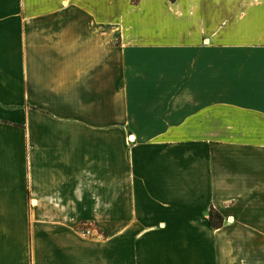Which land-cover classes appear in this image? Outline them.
<instances>
[{
  "label": "crops",
  "instance_id": "crops-1",
  "mask_svg": "<svg viewBox=\"0 0 264 264\" xmlns=\"http://www.w3.org/2000/svg\"><path fill=\"white\" fill-rule=\"evenodd\" d=\"M0 264H264V0H0Z\"/></svg>",
  "mask_w": 264,
  "mask_h": 264
},
{
  "label": "rangeland",
  "instance_id": "rangeland-1",
  "mask_svg": "<svg viewBox=\"0 0 264 264\" xmlns=\"http://www.w3.org/2000/svg\"><path fill=\"white\" fill-rule=\"evenodd\" d=\"M84 227H86V226H83V227H82V231H86L87 228H84Z\"/></svg>",
  "mask_w": 264,
  "mask_h": 264
},
{
  "label": "built area",
  "instance_id": "built-area-1",
  "mask_svg": "<svg viewBox=\"0 0 264 264\" xmlns=\"http://www.w3.org/2000/svg\"><path fill=\"white\" fill-rule=\"evenodd\" d=\"M85 232H89V229H86V231Z\"/></svg>",
  "mask_w": 264,
  "mask_h": 264
}]
</instances>
